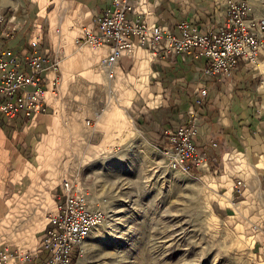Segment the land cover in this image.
<instances>
[{
  "label": "crops",
  "instance_id": "crops-1",
  "mask_svg": "<svg viewBox=\"0 0 264 264\" xmlns=\"http://www.w3.org/2000/svg\"><path fill=\"white\" fill-rule=\"evenodd\" d=\"M110 1L24 0L21 12L30 15L29 24L12 39L0 36V43L21 53L32 52L30 43L38 41V51L49 52L60 65L57 72L46 75L48 113L33 120L17 117L13 121L0 113V150L10 148L18 162L15 165L7 154L1 163L0 175L10 180L0 189V226L6 223L12 234L0 241V252L15 253L6 264H43L47 253L40 248H36V257L26 262L23 259L42 241L64 180L75 182L79 165L99 152H119L128 141H134L136 151L141 142L147 161L156 163L160 156L163 165L167 130L189 122L196 111L198 146L215 163L226 164L220 177H229L234 184L243 170L226 163L227 155L250 147L256 140L251 134L255 122L247 103L251 92L238 86L235 74L232 83H224L206 73L204 59L137 48L123 55L115 78L109 79L101 67L109 48L95 49L82 40L94 27L95 16L103 14ZM223 17L224 7L215 0H135V12L129 13L134 22L157 23L177 34L183 21L208 31ZM203 85L208 87L209 96L206 105L198 107L196 98ZM127 87L134 94L151 96L156 105L120 107L109 103L110 94L120 95ZM100 93L105 104L95 105L94 96ZM124 115L133 120L123 119ZM253 181L247 176L246 190ZM262 234L257 235L263 250L259 261H264ZM259 261L256 264H264Z\"/></svg>",
  "mask_w": 264,
  "mask_h": 264
},
{
  "label": "rangeland",
  "instance_id": "rangeland-1",
  "mask_svg": "<svg viewBox=\"0 0 264 264\" xmlns=\"http://www.w3.org/2000/svg\"><path fill=\"white\" fill-rule=\"evenodd\" d=\"M250 2L256 13L264 17V0ZM21 3L25 5L24 0H0V15L20 13ZM235 75L238 86L251 92L247 103L252 111L251 121L255 122L251 134L256 136L250 147H240L238 152L230 151L227 155L226 163L243 170L234 178V182L243 181L242 192L236 191L229 177L221 179L226 164L221 166L214 160L210 161L209 169L186 172L171 169L165 154L163 165L160 156L156 163L150 164L141 142L136 151L134 141H128L119 152H99L79 165L74 181L94 206L105 211L106 218L77 249L72 264H256L259 261L263 250L259 248L257 235L261 231L264 236V52L258 65L240 64ZM122 94H110L109 103L120 107L156 105L151 96L134 94L128 87ZM94 104L104 105L105 96L95 95ZM127 116L123 119L133 120ZM9 149L0 150L1 173V163L7 154L11 162L18 164L16 154ZM247 176L254 181L246 190ZM9 180L10 177L7 180L5 175H0V189L8 186ZM7 228L6 223L0 226L1 242L7 234H12ZM41 243L30 251L31 257H36Z\"/></svg>",
  "mask_w": 264,
  "mask_h": 264
},
{
  "label": "built area",
  "instance_id": "built-area-1",
  "mask_svg": "<svg viewBox=\"0 0 264 264\" xmlns=\"http://www.w3.org/2000/svg\"><path fill=\"white\" fill-rule=\"evenodd\" d=\"M215 3L224 7V17L217 26L202 31L197 25L183 21L177 34L164 25L130 20L129 13L135 12V0H111L104 13L95 16L94 27L86 31L82 41L95 49L109 48L101 60L109 79L115 78L125 53L144 48L153 53L164 51L204 59L206 73L232 83L240 64L254 67L260 61L264 52V17L256 13L250 0H215ZM29 21L30 15L25 10L0 15V24L4 25L1 38H14ZM30 44L34 50L21 53L0 43V113L7 121L17 117L33 120L48 113L46 75L59 70V60L49 52H39L38 41ZM208 96V87L201 86L197 106L206 105ZM199 134L196 111H192L189 122L167 130L168 145L163 152L171 169L186 172L209 169L211 159L197 144ZM243 186L241 180L234 182L239 193ZM105 218V211L94 206L78 184L65 179L43 234L40 250L47 253L43 264H72L77 249ZM14 256L10 250L1 251L0 264Z\"/></svg>",
  "mask_w": 264,
  "mask_h": 264
},
{
  "label": "trees",
  "instance_id": "trees-1",
  "mask_svg": "<svg viewBox=\"0 0 264 264\" xmlns=\"http://www.w3.org/2000/svg\"><path fill=\"white\" fill-rule=\"evenodd\" d=\"M11 12H6V14H10ZM4 25L3 24H0V34L2 32V29H3ZM2 44V43H1ZM4 44V43H3ZM75 258V257H74Z\"/></svg>",
  "mask_w": 264,
  "mask_h": 264
}]
</instances>
